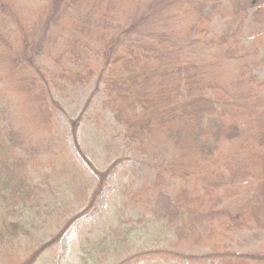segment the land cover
Listing matches in <instances>:
<instances>
[{"label":"trees","instance_id":"16d2710c","mask_svg":"<svg viewBox=\"0 0 264 264\" xmlns=\"http://www.w3.org/2000/svg\"><path fill=\"white\" fill-rule=\"evenodd\" d=\"M222 2L0 0V126H6L0 151L11 158L46 148L73 190L81 176L76 163L51 148L55 94L96 82L103 90V114L153 165L151 176L129 196L157 210L174 239V250L142 255L194 262L198 258L182 249L211 237L209 264H264V251L240 254L218 238L220 232L224 237L264 230V79L253 74L258 64L250 63L237 17L225 34L208 39ZM249 2L258 3L251 5L257 12L264 9V0H242L235 12L248 9ZM238 65L242 72L234 75ZM77 149L98 186L86 210L41 246L9 219L10 210L30 197V186L0 156V198L14 202L0 215V247L30 241L22 253L5 254L7 264H36L95 210L113 169L99 171ZM233 189L244 195L229 198Z\"/></svg>","mask_w":264,"mask_h":264},{"label":"rangeland","instance_id":"374dc122","mask_svg":"<svg viewBox=\"0 0 264 264\" xmlns=\"http://www.w3.org/2000/svg\"><path fill=\"white\" fill-rule=\"evenodd\" d=\"M241 1L222 2L207 36L210 39L225 34L230 19L237 17L242 29L243 45L251 51L250 63L258 64L255 66L257 68L252 67L253 74L264 79V39H261L264 34V9L257 12L251 5L256 6L258 3L249 2L248 9L235 12V4H241ZM40 61L47 64L43 59ZM48 64L51 65L50 62ZM231 71L237 75L242 72V67H232ZM55 102L58 107L55 112V139L51 148L55 153L63 152L66 159L74 160L81 173L78 184L70 190L64 180L70 177L62 175L63 167L54 161L52 153H48L46 148H39L37 153H20L11 158L0 151V156L4 158L5 155L7 158L6 167L10 166L16 173L25 175L30 186V197L24 203L19 202L14 212L10 210L14 202L0 198V215L10 210V221L20 223L30 231L34 244H47L86 210L98 186L96 178L82 161L77 146L96 169L105 172L112 168L113 173L95 210L89 211L73 224L60 244L45 252L36 264H209L211 260L207 257L212 255L211 248L215 241L211 237H207L202 246H185L182 249L186 255L198 258L194 262L179 263L167 255H142L150 251L174 250V239L159 222L157 210L149 211L151 208L145 209L129 196L131 190L141 187L144 180L151 176L153 165L125 140L112 119L103 114L102 86L93 82L88 87L57 91ZM5 128V125L0 126V139L5 135ZM40 128H37L38 132ZM28 130L35 132V127ZM243 193L233 189L229 198ZM221 236L220 232L218 238L234 252L250 254L264 251V230L246 229ZM29 245L30 241L24 240L17 242L14 247L1 246L0 264L9 262L4 258L5 254L22 253Z\"/></svg>","mask_w":264,"mask_h":264}]
</instances>
